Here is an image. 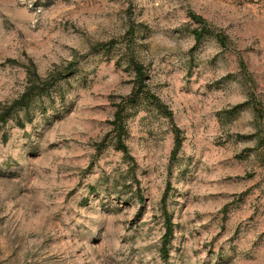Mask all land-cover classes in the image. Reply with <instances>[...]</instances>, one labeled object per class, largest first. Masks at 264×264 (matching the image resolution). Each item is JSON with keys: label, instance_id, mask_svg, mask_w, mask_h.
Here are the masks:
<instances>
[{"label": "rangeland", "instance_id": "obj_1", "mask_svg": "<svg viewBox=\"0 0 264 264\" xmlns=\"http://www.w3.org/2000/svg\"><path fill=\"white\" fill-rule=\"evenodd\" d=\"M27 70L60 96L0 129V264H264V0H0V105Z\"/></svg>", "mask_w": 264, "mask_h": 264}, {"label": "trees", "instance_id": "obj_2", "mask_svg": "<svg viewBox=\"0 0 264 264\" xmlns=\"http://www.w3.org/2000/svg\"><path fill=\"white\" fill-rule=\"evenodd\" d=\"M191 18L194 22L201 25V30L194 31V40L200 41L205 34L210 33V31L205 27V21L200 17L195 15H191ZM218 42L223 45V39L219 36H216ZM133 70L135 72L136 83H134V87L132 89V95L128 98L127 101L122 100L116 107V111L114 113V118L112 121L113 129L112 132L115 133V149L121 151L125 156L127 155V147L123 142L122 136L125 132L123 126V103L124 105H132L137 101L135 94L141 90L142 83L145 81L142 73V67L138 63H132ZM26 86L21 95H19L14 101H12L9 105H0V129L7 124L8 120L13 117V115L17 112V110H22L24 113V117L28 122L32 121L34 109L38 108L35 105L36 100H41L43 97L47 99H52L53 93L58 92V96H60L59 87H57V83L60 80L57 77V74L51 75L48 74L45 78H41L34 70L26 71ZM148 101H151L158 108L161 107L160 103L154 96H149L147 98ZM42 112L45 109L41 110ZM18 126L23 128L24 124L22 121H19ZM173 133V141L174 148L172 150L171 159H175V155L177 151L181 147V132L176 127L172 129ZM165 233L162 239L163 247L169 245L172 237H173V227L171 224V220L169 217H165L164 221ZM165 252V250H164Z\"/></svg>", "mask_w": 264, "mask_h": 264}]
</instances>
